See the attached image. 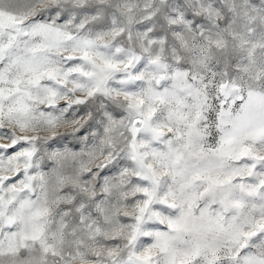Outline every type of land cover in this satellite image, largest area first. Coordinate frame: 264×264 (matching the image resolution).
<instances>
[{"label":"snow or ice","instance_id":"6c2138e0","mask_svg":"<svg viewBox=\"0 0 264 264\" xmlns=\"http://www.w3.org/2000/svg\"><path fill=\"white\" fill-rule=\"evenodd\" d=\"M0 264H264V0H0Z\"/></svg>","mask_w":264,"mask_h":264}]
</instances>
